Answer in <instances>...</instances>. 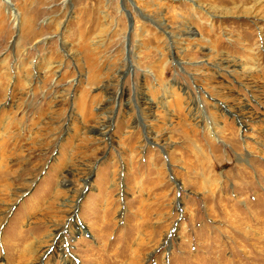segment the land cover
I'll return each instance as SVG.
<instances>
[{"label": "rangeland", "instance_id": "obj_1", "mask_svg": "<svg viewBox=\"0 0 264 264\" xmlns=\"http://www.w3.org/2000/svg\"><path fill=\"white\" fill-rule=\"evenodd\" d=\"M0 264H264V0H0Z\"/></svg>", "mask_w": 264, "mask_h": 264}, {"label": "bare ground", "instance_id": "obj_2", "mask_svg": "<svg viewBox=\"0 0 264 264\" xmlns=\"http://www.w3.org/2000/svg\"><path fill=\"white\" fill-rule=\"evenodd\" d=\"M58 236V235H57ZM57 236L56 235H54V237L52 238V240H55L56 238H57Z\"/></svg>", "mask_w": 264, "mask_h": 264}]
</instances>
